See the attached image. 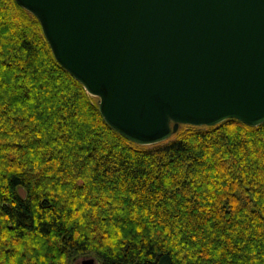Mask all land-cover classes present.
Instances as JSON below:
<instances>
[{
	"label": "trees",
	"instance_id": "trees-1",
	"mask_svg": "<svg viewBox=\"0 0 264 264\" xmlns=\"http://www.w3.org/2000/svg\"><path fill=\"white\" fill-rule=\"evenodd\" d=\"M264 264V122L138 145L0 0V264Z\"/></svg>",
	"mask_w": 264,
	"mask_h": 264
},
{
	"label": "water",
	"instance_id": "water-1",
	"mask_svg": "<svg viewBox=\"0 0 264 264\" xmlns=\"http://www.w3.org/2000/svg\"><path fill=\"white\" fill-rule=\"evenodd\" d=\"M15 1L133 143L163 142L182 124L264 122V0Z\"/></svg>",
	"mask_w": 264,
	"mask_h": 264
},
{
	"label": "rangeland",
	"instance_id": "rangeland-1",
	"mask_svg": "<svg viewBox=\"0 0 264 264\" xmlns=\"http://www.w3.org/2000/svg\"><path fill=\"white\" fill-rule=\"evenodd\" d=\"M90 256H92V255H90ZM93 257H95L94 255H93ZM96 260V259H95ZM97 262V261H96ZM73 264H75V261L73 262Z\"/></svg>",
	"mask_w": 264,
	"mask_h": 264
}]
</instances>
